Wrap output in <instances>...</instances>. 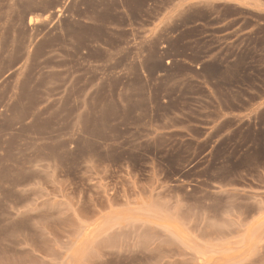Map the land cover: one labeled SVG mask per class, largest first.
I'll list each match as a JSON object with an SVG mask.
<instances>
[{"label":"rangeland","instance_id":"374dc122","mask_svg":"<svg viewBox=\"0 0 264 264\" xmlns=\"http://www.w3.org/2000/svg\"><path fill=\"white\" fill-rule=\"evenodd\" d=\"M84 6L99 2L0 0V264H264V23L173 44L217 52L211 90L121 92L82 54ZM219 8L209 24L236 13Z\"/></svg>","mask_w":264,"mask_h":264},{"label":"crops","instance_id":"0c3cea01","mask_svg":"<svg viewBox=\"0 0 264 264\" xmlns=\"http://www.w3.org/2000/svg\"><path fill=\"white\" fill-rule=\"evenodd\" d=\"M99 6L91 9L84 6V14L75 17L88 29L86 45L82 49L84 57L96 66H101L98 82L111 83L119 78V91L127 89L138 77L141 82L151 85L161 79L173 78L180 81H198L203 87L213 89L207 73V65L215 62V54H207L194 61L191 49L176 53L173 44L196 43L207 34L188 35L192 29L204 30L209 27H222L227 21H238L237 30L244 21L251 18V29L255 18L242 10L254 11L264 16V0H96ZM232 5L236 9L224 22L209 24L204 11L211 6H220L210 15L211 19L223 18L222 6ZM260 23V24H259ZM100 29L101 33L97 32ZM250 29H246L248 33ZM224 31L219 38L227 36ZM229 41V40H225ZM157 44V53L151 55L149 47ZM94 51L102 52V58H94ZM184 65L178 72L176 65ZM226 68L217 67L213 71V81L225 73ZM167 100V99H166Z\"/></svg>","mask_w":264,"mask_h":264}]
</instances>
